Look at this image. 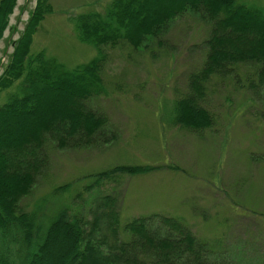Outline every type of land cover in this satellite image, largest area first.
<instances>
[{
  "label": "rangeland",
  "instance_id": "rangeland-1",
  "mask_svg": "<svg viewBox=\"0 0 264 264\" xmlns=\"http://www.w3.org/2000/svg\"><path fill=\"white\" fill-rule=\"evenodd\" d=\"M112 1L45 0L51 11L34 34L31 54L44 52L68 69L90 62L98 49L79 39L77 18L92 11L104 14ZM237 2L264 8V0ZM37 3L17 0L0 40V76ZM210 29V22L187 11L147 41V48L136 49L125 39L103 46L105 91L87 103L107 117V125L88 145L60 148L49 139L48 165L22 207L38 212L44 207L45 215L68 207L92 219L100 199L115 194L121 226L138 217L166 215L189 227L217 264H264L261 65L236 64L206 83L211 127L196 130L175 122L174 103L191 91V76L203 67ZM22 81L0 92V106L24 93ZM123 164L153 169L96 182L94 175ZM150 221L164 234H177L159 218ZM121 234L126 237L125 230Z\"/></svg>",
  "mask_w": 264,
  "mask_h": 264
},
{
  "label": "trees",
  "instance_id": "trees-1",
  "mask_svg": "<svg viewBox=\"0 0 264 264\" xmlns=\"http://www.w3.org/2000/svg\"><path fill=\"white\" fill-rule=\"evenodd\" d=\"M16 5L17 0H0V40ZM49 11L45 0H38L0 76V92L21 79L26 85L22 95L0 106V264H217L193 231L176 218L154 214L121 226L115 194L100 199L92 219L68 207L50 215L41 206L40 212L27 211L21 202L32 194L48 165L49 139L60 148L88 145L107 125V117L87 103L105 91L103 46L125 39L136 49L147 48V41L165 33L187 11L210 22L203 67L191 76V91L176 99L173 107L177 124L202 130L213 122L204 104L205 85L212 76H225L236 64L258 63L264 80V8L237 0H113L104 14L92 11L78 16L79 39L94 45L98 55L72 69L44 52L31 54L34 34ZM152 169L123 164L94 176L99 183L118 173ZM154 218L177 234H164L152 225Z\"/></svg>",
  "mask_w": 264,
  "mask_h": 264
}]
</instances>
